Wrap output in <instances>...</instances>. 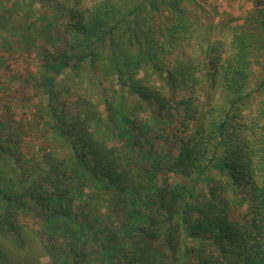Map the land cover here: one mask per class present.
Masks as SVG:
<instances>
[{"label":"trees","instance_id":"obj_1","mask_svg":"<svg viewBox=\"0 0 264 264\" xmlns=\"http://www.w3.org/2000/svg\"><path fill=\"white\" fill-rule=\"evenodd\" d=\"M48 1L64 24L44 56L55 75L68 73L75 96L73 113L52 106L54 135L70 142L69 154L43 155L22 177L13 172L18 155L10 139L0 135L3 235L21 245L18 219L33 213L50 257L44 264H180L190 253L195 264H264V110L248 115L247 93L237 95L249 88V62L264 57V37L255 52L241 36L228 55L216 48L221 43L207 46L203 89L231 97L206 116L197 106L202 76L179 66L176 76L165 63L178 47L191 48L189 0ZM256 13L264 32V5ZM125 97L135 98L133 108ZM150 102L155 109L136 126L131 113ZM112 135L136 149L140 167L109 145ZM200 176L208 184L202 196L195 193ZM228 186L243 193L244 212L230 211Z\"/></svg>","mask_w":264,"mask_h":264},{"label":"rangeland","instance_id":"obj_2","mask_svg":"<svg viewBox=\"0 0 264 264\" xmlns=\"http://www.w3.org/2000/svg\"><path fill=\"white\" fill-rule=\"evenodd\" d=\"M254 1L256 0H189L184 9L185 17L194 29L190 38L191 48L178 47L166 57L165 63L172 70L171 73L177 76L178 66L180 69L184 67L187 74L197 71L203 82L208 60V53H204L207 46L221 43V47L216 48L221 55H228L232 47L231 41H236V36H241L246 44H251L247 49L255 52V46L263 44L264 32L261 30L262 22L258 19L256 8L262 7L264 0H257L256 3ZM51 4L48 0H0V135L5 141L10 139L8 144L12 145V150L18 155V166L13 172L22 177L31 172L34 162L39 163L43 155L61 158L69 154L70 142L67 143L65 137L58 138L54 135L55 117L52 116V106L59 108L56 114L64 115L68 112L67 109L73 113L75 96L69 90L71 83L68 73L63 69L55 75L48 66L46 55L44 56V53L56 47L52 42L63 35L64 20L57 19L61 11L59 8H53ZM252 14L254 16L249 17ZM161 21L164 22V19ZM153 23L156 26L155 20ZM249 63V88H243L237 95L247 93L246 109L250 113L248 115L252 116L258 110H264V88L260 86V82L264 80V57L256 63ZM153 76L154 80L157 79L156 75ZM163 86V91H166L167 86ZM205 86L207 85L203 82L197 87L196 95L200 112L207 113V116L211 114L212 108L227 106L226 101L231 96L225 93L223 88L205 93ZM120 91L123 93L124 89L120 88ZM121 100L124 106L133 108L134 97ZM60 108H64L63 111ZM153 109L155 105L150 102L139 110L136 109V113H131L130 117L136 126H139ZM176 118H168L167 121L173 123ZM64 128L62 126V129ZM92 129H95V126H92ZM110 137L109 145L117 147L120 155L128 153L136 159L139 167L143 164L144 159L135 152L136 149H126L119 137ZM212 138L213 143H216L215 137ZM138 141L144 142V139L137 137L135 142L138 144ZM165 154L170 158L175 152L169 153L168 150ZM10 163L12 164V161ZM133 174L135 175L132 177H135L136 173ZM143 176H136V181L141 180ZM175 178L183 185L192 186L191 180L178 175ZM198 179L202 182L195 186V193L202 196L208 184L204 182V176ZM127 185L129 189L135 186L131 182ZM242 198V192L234 191L232 186L226 188V199L230 211L234 214L245 211L246 205ZM34 216L35 214L30 213L18 219L23 227L21 245L18 238L16 240L15 236L6 237L0 231V256L5 261L11 264H44L49 261L50 257L37 237L40 222ZM198 245L195 241L188 242V246L193 249ZM190 254L184 257L180 264H195L196 254Z\"/></svg>","mask_w":264,"mask_h":264}]
</instances>
